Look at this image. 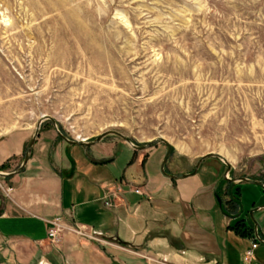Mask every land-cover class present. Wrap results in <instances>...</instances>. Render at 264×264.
<instances>
[{
	"label": "rangeland",
	"instance_id": "rangeland-1",
	"mask_svg": "<svg viewBox=\"0 0 264 264\" xmlns=\"http://www.w3.org/2000/svg\"><path fill=\"white\" fill-rule=\"evenodd\" d=\"M43 114L70 139L163 137L173 173L215 152L264 180V0H0V133Z\"/></svg>",
	"mask_w": 264,
	"mask_h": 264
},
{
	"label": "crops",
	"instance_id": "crops-1",
	"mask_svg": "<svg viewBox=\"0 0 264 264\" xmlns=\"http://www.w3.org/2000/svg\"><path fill=\"white\" fill-rule=\"evenodd\" d=\"M44 122L23 170L4 180L0 264H264V243L255 235L264 241L263 186L224 179L213 157L193 175L169 178L159 170L162 144L138 150L105 137L93 145L55 143ZM33 132L28 124L0 133V165L17 166ZM245 190L254 192L249 204ZM234 198L236 208L228 203ZM249 206L258 207L256 228L245 214ZM56 217L64 227L82 224L100 236L64 231L54 243L48 221ZM238 219L244 234L233 229Z\"/></svg>",
	"mask_w": 264,
	"mask_h": 264
},
{
	"label": "water",
	"instance_id": "water-1",
	"mask_svg": "<svg viewBox=\"0 0 264 264\" xmlns=\"http://www.w3.org/2000/svg\"><path fill=\"white\" fill-rule=\"evenodd\" d=\"M39 119L40 120H38L37 123H36L35 129H34V132H33V135L30 138V140H29V142H28V144L26 146L25 153H24V157H23L20 165L15 170L10 171V172H1L0 171V177L1 178H7V177L14 176L15 174H18V173H20L23 170V168L27 164V161L29 159L30 152H31V149H32V147H33V145L35 143V140L38 137L41 123L44 120H48L49 119V120H51V122L53 124L54 131H56L55 133H57V135L60 138H62L65 142H67L69 144H75V145H93V144H96V143L100 142L104 137H106L108 135L118 136L123 141H125L127 144H129L131 147H133L134 149H138V150L146 149V148H149V147H151V146H153L155 144L162 143V144H164L166 146V152H165V154H164V156L162 158V161H161L160 169L159 170L161 171V173L164 176L169 177V178H174L175 179V178H182V177H186V176L193 175L194 173L197 172V170H198V168H199V166H200V164L202 163L203 160H205L206 158L214 157V158L220 159L226 165V170H225V173H224V179H226V180H232V181H245V182H249L251 184L261 185V186L264 187V180L251 179V178L244 177V176L229 178L227 175H228V173L231 170V164L226 160V158H224L219 153L209 152V153H206V154L200 156L199 159L197 160L194 168L190 172L181 173V174H171V173L167 172L165 168H166L167 160L170 157L169 155L172 154L174 147L172 146V144L170 142H168V140L164 139L163 137H158V138L151 139L149 142H147L144 145H138V144L136 145L127 136H125L123 133H121V132H119L117 130H107V131L102 132L95 139H93V140H91L89 142H86L85 140L82 141V140L70 139V138L66 137L60 131V129L58 128V126H57V124L55 122V119H53L50 115L43 114V115H41V117ZM218 200L220 201V198L219 197H218ZM256 210H258V207H255L251 211H249V217L251 218V221L254 223L255 228H256V221H254L255 219H254V216H253V212L256 211ZM255 235H256V237L261 242L264 243V241L259 238L257 232H256Z\"/></svg>",
	"mask_w": 264,
	"mask_h": 264
},
{
	"label": "built area",
	"instance_id": "built-area-1",
	"mask_svg": "<svg viewBox=\"0 0 264 264\" xmlns=\"http://www.w3.org/2000/svg\"><path fill=\"white\" fill-rule=\"evenodd\" d=\"M134 191L136 193H141V190L139 188H135ZM48 222L51 226L50 228H48L49 229L48 235H49L51 241L54 243L58 241L60 234L65 230L69 231V232H73L80 237H89V238L95 239L98 236H100L96 230H94L92 228H88L87 226L85 227V225H82V224H73V225H70L69 227L68 226L64 227L62 225V219L60 217L53 218V219L49 220ZM257 245H258V240L254 239V241L251 243V247L245 251L244 259L247 262L250 261L253 250L257 247ZM38 264H47V263L44 262L43 260H40L38 262Z\"/></svg>",
	"mask_w": 264,
	"mask_h": 264
},
{
	"label": "trees",
	"instance_id": "trees-1",
	"mask_svg": "<svg viewBox=\"0 0 264 264\" xmlns=\"http://www.w3.org/2000/svg\"><path fill=\"white\" fill-rule=\"evenodd\" d=\"M25 149H26V148H25ZM24 153H25V151H24ZM8 164H9V162L5 161L3 164L0 165V170L2 171V170H4V169H7V167L9 166ZM228 203L231 204L233 208H236V207H238V205H239L238 199H236V198H234V199H230V200L228 201ZM233 229H236V231H237V230H238V231L241 230L242 233L244 234V232H245L244 220H243V219H238V220H236V222H235L234 225H233ZM247 229H252V228H248V227H247ZM243 231H244V232H243Z\"/></svg>",
	"mask_w": 264,
	"mask_h": 264
},
{
	"label": "bare ground",
	"instance_id": "bare-ground-1",
	"mask_svg": "<svg viewBox=\"0 0 264 264\" xmlns=\"http://www.w3.org/2000/svg\"><path fill=\"white\" fill-rule=\"evenodd\" d=\"M80 140H82V141H83V140H85V139H80Z\"/></svg>",
	"mask_w": 264,
	"mask_h": 264
}]
</instances>
